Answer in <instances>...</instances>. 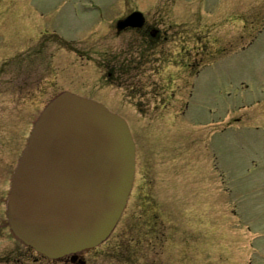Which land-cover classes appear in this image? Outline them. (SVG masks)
<instances>
[{
	"label": "rangeland",
	"instance_id": "374dc122",
	"mask_svg": "<svg viewBox=\"0 0 264 264\" xmlns=\"http://www.w3.org/2000/svg\"><path fill=\"white\" fill-rule=\"evenodd\" d=\"M161 1L132 5L147 11ZM176 1L184 16L190 10L199 21V46L209 44L212 51L194 55V77L175 85L163 110L162 101L144 103L148 96L141 107L124 99L90 61L95 48H126L128 34L115 37L126 0H0V152L7 198L35 121L63 91L122 116L144 165L141 175L155 183L163 235L146 236L149 225L139 218L133 224L126 208L107 242L83 253L86 264H264V0ZM215 37L218 44L211 42ZM137 108L157 118L135 115ZM12 239L18 242L6 228L0 257L17 255ZM22 264L31 263L24 258Z\"/></svg>",
	"mask_w": 264,
	"mask_h": 264
},
{
	"label": "water",
	"instance_id": "95a60500",
	"mask_svg": "<svg viewBox=\"0 0 264 264\" xmlns=\"http://www.w3.org/2000/svg\"><path fill=\"white\" fill-rule=\"evenodd\" d=\"M134 176L135 143L127 121L102 103L63 92L32 127L10 182L8 225L38 253L50 259L72 255L76 262L78 253L110 237Z\"/></svg>",
	"mask_w": 264,
	"mask_h": 264
},
{
	"label": "flooded vegetation",
	"instance_id": "af4514ba",
	"mask_svg": "<svg viewBox=\"0 0 264 264\" xmlns=\"http://www.w3.org/2000/svg\"><path fill=\"white\" fill-rule=\"evenodd\" d=\"M126 2L124 5V7L128 8L126 14L118 16L115 19V37L124 34H128L129 36L126 48L119 47L120 49L118 50L95 48L91 55L95 56V59H90V61L100 66L101 71L99 74L101 81L109 87H115L118 92L121 91L120 94H123L124 99L127 97L131 101L130 103L137 100L135 106L141 107L144 99L148 96V102L144 103H149L150 100L153 103H156V100L162 101L160 107L164 110L166 108V101L174 96L171 92L175 85L183 81L189 74L194 77V55L199 54L200 51L211 52L212 50L209 49L211 47H209V44L199 46V43L200 45L202 44V39H200L198 33L200 23L194 20V15L190 14V10L185 12L186 16L183 15L181 3H178V1L162 0L161 3H158L147 11L137 7L134 8L132 5L133 0H126ZM99 7L95 6L93 8L97 11ZM131 17H134L133 21L119 30L118 23ZM221 25H225L228 28L229 21L224 20ZM207 28L206 30H208ZM243 29H246V26ZM243 39L240 38V40ZM211 42L218 44L220 39L219 37H215ZM207 43H209L208 40ZM245 49L246 46L241 47L238 53L241 54ZM38 50L39 48L36 51ZM40 50H42L41 47ZM216 50L223 52L224 47ZM76 54L82 57V59L85 58L81 50H78ZM35 56L36 54L33 57ZM30 57L32 58V55ZM142 88H150L151 90L148 93L142 94ZM168 89L170 90L168 91ZM163 92L168 94V98L166 95V98L161 97ZM137 110L139 112L136 111L134 114H138L141 117L149 113L148 109L144 111L143 109L137 108ZM165 113L162 112L161 114L165 115ZM175 114L177 115L178 112ZM146 117L157 118V116L152 117L149 115ZM159 117L162 118L161 116ZM1 125L4 124L1 123ZM0 145H4L3 138L0 139ZM4 157L5 153L0 152V183L2 182V186L0 184V239L5 235L6 228L10 229L7 221V190L5 180L7 172L6 165L3 163L5 160ZM143 166V163L137 161V148L135 143V176L126 206L128 209V218H130L132 223L136 218L142 220L144 224L147 223L149 225V231L145 233L146 236L159 237L161 234L163 235L162 226H164L165 218L161 217L162 214L155 202L153 195L154 181L145 182V176L141 175V173H144ZM139 205H142V214L137 216L135 208L137 209ZM1 215H5V217ZM13 236L15 237L14 234ZM12 240L15 249L14 252L17 255L7 258L1 256L0 264H4L2 261L10 264H22L24 258L27 263L31 264L43 262L81 264L80 261H84L86 264L87 262L83 258V253H89L98 248L96 247L78 253V260L73 262L71 259L72 255L60 259H50L38 253L33 248L24 245L20 240L17 239L18 242L15 239ZM106 242L101 245H104ZM134 242L137 245L138 239H134ZM152 244V241L146 243L147 246H152ZM23 251L25 252V256H23Z\"/></svg>",
	"mask_w": 264,
	"mask_h": 264
}]
</instances>
